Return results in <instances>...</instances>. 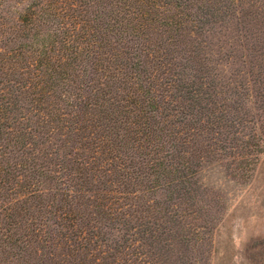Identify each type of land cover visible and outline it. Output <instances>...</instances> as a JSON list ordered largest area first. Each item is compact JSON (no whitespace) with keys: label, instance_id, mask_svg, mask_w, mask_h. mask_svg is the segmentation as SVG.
Instances as JSON below:
<instances>
[{"label":"trees","instance_id":"1","mask_svg":"<svg viewBox=\"0 0 264 264\" xmlns=\"http://www.w3.org/2000/svg\"><path fill=\"white\" fill-rule=\"evenodd\" d=\"M263 152L264 0H0V264H198Z\"/></svg>","mask_w":264,"mask_h":264},{"label":"rangeland","instance_id":"2","mask_svg":"<svg viewBox=\"0 0 264 264\" xmlns=\"http://www.w3.org/2000/svg\"><path fill=\"white\" fill-rule=\"evenodd\" d=\"M243 165L239 174L216 161L198 168V202L215 217L198 264H264V152Z\"/></svg>","mask_w":264,"mask_h":264}]
</instances>
